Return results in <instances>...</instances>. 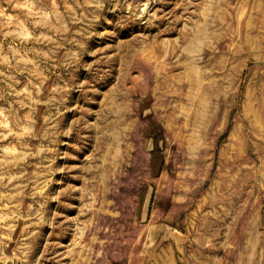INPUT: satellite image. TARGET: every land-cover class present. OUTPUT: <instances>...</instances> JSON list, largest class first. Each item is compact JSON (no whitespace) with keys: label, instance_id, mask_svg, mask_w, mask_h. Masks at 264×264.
<instances>
[{"label":"rangeland","instance_id":"1","mask_svg":"<svg viewBox=\"0 0 264 264\" xmlns=\"http://www.w3.org/2000/svg\"><path fill=\"white\" fill-rule=\"evenodd\" d=\"M0 264H264V0H0Z\"/></svg>","mask_w":264,"mask_h":264}]
</instances>
